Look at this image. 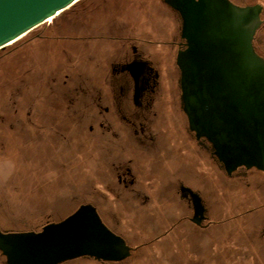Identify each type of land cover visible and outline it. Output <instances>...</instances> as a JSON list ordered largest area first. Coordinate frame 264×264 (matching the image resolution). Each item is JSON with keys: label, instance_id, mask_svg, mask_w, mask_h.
Instances as JSON below:
<instances>
[{"label": "rangeland", "instance_id": "rangeland-1", "mask_svg": "<svg viewBox=\"0 0 264 264\" xmlns=\"http://www.w3.org/2000/svg\"><path fill=\"white\" fill-rule=\"evenodd\" d=\"M97 1L104 8L97 13L102 27L116 26L108 17L117 15L133 34L158 43L145 46L148 61L159 74L160 84L176 89V52L170 43L177 41V18L160 0H87L8 47L0 55V232L37 233L81 206H91L102 224L131 250L125 261L109 264H264V208L245 214L251 204L246 197H252L256 207L264 204V177L249 190L229 184L232 190L225 194L212 174L189 173L193 163L181 145L168 165L165 159L154 164V175L147 173L148 182L178 172L176 176H184L187 187L207 202L210 221L218 224L201 230L184 220L190 212L165 187L150 188L139 218L125 215L122 205L102 194L93 177L94 157L87 158L90 152L85 150L79 163L78 112L94 99L95 82L94 68L82 70L80 63L84 66L88 56L95 59L100 52L92 44L70 39L82 37L79 11L93 3L86 10L91 14L99 6ZM239 1L260 5L264 17V0ZM91 26L94 31L96 24ZM53 32L60 40L52 39ZM84 35H90L89 31ZM47 101L52 109L37 112L35 107H45ZM56 105L64 108L57 110ZM84 110L87 119L88 109ZM29 122H36L37 128ZM33 134L40 139L35 141ZM0 264H5L1 254ZM65 264L102 263L81 258Z\"/></svg>", "mask_w": 264, "mask_h": 264}, {"label": "flooded vegetation", "instance_id": "flooded-vegetation-1", "mask_svg": "<svg viewBox=\"0 0 264 264\" xmlns=\"http://www.w3.org/2000/svg\"><path fill=\"white\" fill-rule=\"evenodd\" d=\"M160 1L177 18V41L170 43L176 52L179 76L174 91L160 84L159 74L148 61L150 54L145 46L157 42L133 34L129 24L117 15L108 17L117 27H102L97 13L104 8L99 1L91 14L86 10L93 3L79 11L82 37L70 40L92 44L100 52L95 59L88 56L84 66L80 63L82 70L94 68L95 82L91 87L94 99L86 102V107L81 105L78 112L79 163L84 160V151L90 152L87 158L94 157L97 169H92L93 177L102 194L122 205L127 210L125 215L139 218L149 201L150 188L165 187L173 190L190 212L184 220L205 230L218 223L210 221V207L200 194L187 187L184 176L178 177V172L173 171L170 176L148 182L147 173L154 175L152 167L161 160L165 159L167 165L172 162V153H177L176 147L181 145L183 155L193 163L189 173L212 174L225 194L232 190L229 184L236 189L256 188L258 178L264 177V77L259 74L264 72L246 68L240 55L212 37L209 14L223 11L213 5V0ZM226 1L241 9L261 8V24L253 35L251 48L264 61L262 7L239 0ZM85 2L81 0L76 5ZM92 23L96 24L94 31ZM86 30L90 35H84ZM52 39L60 40L58 36ZM49 103L35 107L36 111L49 112ZM30 125L37 128L36 122H29ZM34 139L40 137L34 135ZM246 201L251 203L246 208L247 215L264 208V204L256 207L252 197H246ZM262 237L264 242V232Z\"/></svg>", "mask_w": 264, "mask_h": 264}, {"label": "water", "instance_id": "water-1", "mask_svg": "<svg viewBox=\"0 0 264 264\" xmlns=\"http://www.w3.org/2000/svg\"><path fill=\"white\" fill-rule=\"evenodd\" d=\"M81 0H0V51L46 25ZM223 11H212V37L240 55L246 68L264 72V61L252 51L251 41L260 26V7L237 8L226 0H213ZM264 77V73H259ZM131 250L101 222L91 206H81L58 224L37 233L3 234L0 254L5 264H64L86 258L98 263H120Z\"/></svg>", "mask_w": 264, "mask_h": 264}, {"label": "trees", "instance_id": "trees-1", "mask_svg": "<svg viewBox=\"0 0 264 264\" xmlns=\"http://www.w3.org/2000/svg\"><path fill=\"white\" fill-rule=\"evenodd\" d=\"M60 16H61V15H60ZM60 16H59V17H60ZM55 20H56V19H55ZM53 21H54V20H53ZM52 37L57 38V36L55 35V33L52 34ZM33 38H34V37H33ZM33 38H32V39H33ZM30 39H31V38H30ZM34 39H35V38H34ZM39 39H45V37H44V36H39ZM20 41H21V40H20ZM20 41H19V42H20ZM16 44H17V43H16ZM8 49H10V48H6V49H4V50H1V51H0V55H1L2 53H5V51H7Z\"/></svg>", "mask_w": 264, "mask_h": 264}]
</instances>
